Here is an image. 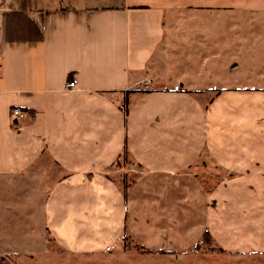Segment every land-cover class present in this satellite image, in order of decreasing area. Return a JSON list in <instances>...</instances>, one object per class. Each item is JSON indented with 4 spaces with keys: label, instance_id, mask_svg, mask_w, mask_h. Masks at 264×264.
Instances as JSON below:
<instances>
[{
    "label": "crops",
    "instance_id": "obj_1",
    "mask_svg": "<svg viewBox=\"0 0 264 264\" xmlns=\"http://www.w3.org/2000/svg\"><path fill=\"white\" fill-rule=\"evenodd\" d=\"M53 1L0 0V219L24 181L68 252L127 234L183 253L206 231L264 252V87H228L210 67L213 29L226 45L223 17L264 0ZM125 171L138 174L127 194Z\"/></svg>",
    "mask_w": 264,
    "mask_h": 264
},
{
    "label": "rangeland",
    "instance_id": "obj_2",
    "mask_svg": "<svg viewBox=\"0 0 264 264\" xmlns=\"http://www.w3.org/2000/svg\"><path fill=\"white\" fill-rule=\"evenodd\" d=\"M118 1L54 0L53 2L57 6L84 3L104 6L116 5ZM222 22L228 43L217 44V42L225 43L226 38L224 37L223 40L219 38V41H216L219 35L214 28L213 43L210 42L211 45L213 44V61L210 62L213 72L222 68L227 69L228 80L225 78V82L229 81V85H226L228 87H264V13L229 14L223 17ZM217 54L220 57L218 60L215 59ZM121 164L126 169H131L130 166L134 165V162L128 156L121 159ZM126 171L113 175L125 194L138 177L136 172H130L133 176H128L129 172ZM49 173L52 182L61 175L55 169ZM30 190L32 189L29 183L22 181L19 187L5 191V214L4 218L0 219V264H264V252L228 251L222 248L214 237L183 253H178L181 250L170 251L173 253L156 251L149 253L127 234L121 235L112 245L104 249L85 253L68 252L46 229L41 201L43 199L40 200V196L37 195L31 197L33 200L31 203L28 196ZM29 205H32L31 208ZM163 246L169 248L168 244ZM177 247L175 245L173 248Z\"/></svg>",
    "mask_w": 264,
    "mask_h": 264
},
{
    "label": "built area",
    "instance_id": "obj_3",
    "mask_svg": "<svg viewBox=\"0 0 264 264\" xmlns=\"http://www.w3.org/2000/svg\"><path fill=\"white\" fill-rule=\"evenodd\" d=\"M77 88V80L73 79L71 81H69L66 84L65 89L67 91H74ZM12 117L17 118L19 120H24L25 118H27L29 116V113L27 111H24L23 109H21L20 107H14L12 109Z\"/></svg>",
    "mask_w": 264,
    "mask_h": 264
},
{
    "label": "trees",
    "instance_id": "obj_4",
    "mask_svg": "<svg viewBox=\"0 0 264 264\" xmlns=\"http://www.w3.org/2000/svg\"><path fill=\"white\" fill-rule=\"evenodd\" d=\"M212 238L211 234L209 233V231H206L203 236L202 239L200 240V242L197 243V245L195 247H198L202 242H207ZM143 250H146L149 253H154L155 251L147 249L145 247H143L142 245H139ZM161 253H173V252H161Z\"/></svg>",
    "mask_w": 264,
    "mask_h": 264
}]
</instances>
